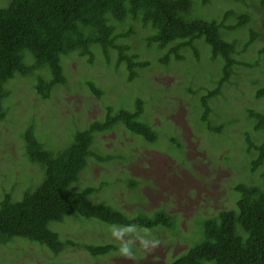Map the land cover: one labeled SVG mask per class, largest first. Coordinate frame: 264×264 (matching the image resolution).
Here are the masks:
<instances>
[{"label": "rangeland", "instance_id": "374dc122", "mask_svg": "<svg viewBox=\"0 0 264 264\" xmlns=\"http://www.w3.org/2000/svg\"><path fill=\"white\" fill-rule=\"evenodd\" d=\"M6 2L0 0V6ZM245 2L249 4L251 22L226 35L228 40L238 42L234 59L239 63L218 95L208 100V123L200 120V100L216 89L222 76V59H212L208 45L201 39L195 43L198 59L187 50L182 52L184 60L171 58L169 65H162L158 58L167 47L159 49L154 44L146 50L143 38L151 31L139 24H134L135 34L121 42L131 44L140 60L150 64L136 70L131 80L126 65H116L113 52L106 63L100 50L94 49L92 64L75 53L64 57L65 84L52 89L49 99L35 92L34 78L18 77L6 85L11 96L4 103L6 116L0 121V197L12 185L13 195L18 197L28 183L41 177L39 167L23 158L21 137L30 124L46 148L57 149L64 146L73 128L103 120L106 107L131 111L140 97L144 103L141 121L154 132L155 141L149 143L134 136L121 125L98 134L97 153L119 158L108 162L89 159L77 187L92 184L98 188L102 183L95 200L133 217L138 209L146 216L162 210L175 222L168 229H150V235L141 231L139 235L160 243L146 250L137 240L132 247L134 258L127 259L119 254L120 241L113 238L111 226L94 219L67 218L51 225L61 239L71 238L82 245L113 243L114 249L103 257H91L82 248H68L54 255L37 243L17 240L0 246V264H170L201 236L204 218L234 208L238 197L234 185L262 183L264 164L251 171L256 151L246 152V137L257 145L264 135L263 131L252 130L253 122L247 116V109L264 115V99L255 97V91L264 86V54L258 53L264 43V27L260 26L262 14L258 6L251 0ZM233 7L234 2L210 0L206 6L197 3L193 14L220 21L222 13ZM230 20L234 18L226 23L231 24ZM249 27L257 41L244 49ZM85 80H91L101 95L96 96ZM208 124L217 131L209 132ZM131 183L134 189L129 188ZM134 190L136 197L128 199ZM136 238V233L125 237Z\"/></svg>", "mask_w": 264, "mask_h": 264}, {"label": "trees", "instance_id": "16d2710c", "mask_svg": "<svg viewBox=\"0 0 264 264\" xmlns=\"http://www.w3.org/2000/svg\"><path fill=\"white\" fill-rule=\"evenodd\" d=\"M223 1L234 2L235 7L222 13L217 21L193 14L197 3L206 6L210 0H7L6 5L0 6V121L6 116L4 103L11 96L6 85L18 77L34 78L35 92L42 99H49L52 89L65 84L63 59L73 53L92 64L94 49L100 50L106 63L113 52L116 65H126L128 80L134 78L136 70H142L150 63L141 61L139 52L131 44L121 41L134 35V24H139L151 31L143 38L146 50L154 44L159 49L167 47L166 53L158 58L162 65H169L171 58L184 60L182 52L184 54L187 50L198 59L195 43L201 39L208 45L212 59H222V76L216 89L200 100V120L208 123L211 112L208 100L218 95L233 67L239 63L234 59L238 42L228 40L226 35L251 22L246 0ZM251 1L261 12L260 26L264 27V0ZM232 17V23H226ZM248 33L244 49L257 41V35L250 27ZM258 53L264 54V43ZM84 84L96 96L101 95L91 80H85ZM255 97L264 99V86L255 91ZM143 106L140 97L135 100L131 111L108 106L103 120L73 128L64 146L57 149L46 148L30 124L21 137L23 158L30 165L39 167L41 177L34 182L30 180L18 197L12 192L14 185L2 191L0 246L20 240L37 243L54 255L68 248H82L91 257H103L114 249L113 243L82 245L71 238L61 239L51 225L76 218L94 219L107 226L136 225L138 229L172 227L174 217L162 210L146 216L138 209V216L133 217L95 200L102 183L98 188L92 184L77 187L89 159L108 162L119 158L97 153L98 134L121 125L124 131L134 136H141L149 143L155 141L154 132L141 121ZM247 116L253 122L254 132H264V115L247 109ZM207 129L217 131L209 124ZM261 137L262 141L257 145L246 137V152L250 149L256 151L251 159V171L264 164V135ZM261 179L259 184L234 185V192L238 195L234 208L204 218L201 236L170 264H264V171ZM129 188L134 189V183L129 184ZM136 193L137 190L132 191L133 196L128 199H134Z\"/></svg>", "mask_w": 264, "mask_h": 264}, {"label": "clouds", "instance_id": "9594fccd", "mask_svg": "<svg viewBox=\"0 0 264 264\" xmlns=\"http://www.w3.org/2000/svg\"><path fill=\"white\" fill-rule=\"evenodd\" d=\"M145 233V235H150V230L147 228L138 229L136 225H128V226H119V225H112L111 232L114 239L120 241L119 246V254L127 259H133L134 253L132 251L133 245L139 241L141 247L146 250H152L158 247L160 241L157 239H147L145 236L139 235L140 232ZM136 233L137 238L136 240L125 239L126 236Z\"/></svg>", "mask_w": 264, "mask_h": 264}]
</instances>
